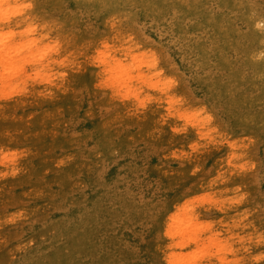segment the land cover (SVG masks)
I'll return each mask as SVG.
<instances>
[{
  "label": "rangeland",
  "instance_id": "1",
  "mask_svg": "<svg viewBox=\"0 0 264 264\" xmlns=\"http://www.w3.org/2000/svg\"><path fill=\"white\" fill-rule=\"evenodd\" d=\"M11 4L45 38L0 64V264H264V0Z\"/></svg>",
  "mask_w": 264,
  "mask_h": 264
},
{
  "label": "bare ground",
  "instance_id": "2",
  "mask_svg": "<svg viewBox=\"0 0 264 264\" xmlns=\"http://www.w3.org/2000/svg\"><path fill=\"white\" fill-rule=\"evenodd\" d=\"M17 1L19 0H0V28H8L11 23H14L16 28L21 26L20 21L17 20V18L21 16L23 12L21 10H18L17 12L13 11L14 8L11 4L16 3ZM28 15L29 16L26 19L31 18L30 13ZM259 21L260 24L263 23L261 20ZM15 27L7 31L6 36L0 33V64L8 61L11 65L10 68L15 67V62H17L16 60H14V57L16 56L15 54H18V52H21L22 50L32 51L33 47L37 46L45 38V36L43 35L30 41L25 40V42H21L19 46H11V41L18 34V31ZM35 30V28L29 29L27 32H25V35L32 33ZM1 31H3V29H1ZM119 51L120 50H117L115 51V53ZM124 56H128V53H124ZM42 58H44V55H41L37 59H34L32 64L39 63L40 59ZM51 63L52 61L48 60L44 65H42V67H49ZM101 63H103V65L108 68L106 71H111L113 74V79L115 81L114 84H112V87H115L116 83L118 82H122V84L128 86L133 81L134 78L125 69L122 68L119 60H113L112 63ZM24 69V67H21L20 71H24ZM19 72L16 71L15 73H13V75H18ZM139 94L140 92L136 90V96H139ZM175 209V211H177L179 207L175 206ZM178 215L179 213L175 214L174 212L170 213L167 217V225L164 234L168 240H220L219 233L215 231L213 232L212 227H198L199 217L196 213L192 214L189 217L180 219L181 222L179 225H177V222H179ZM194 256L195 255L187 257L184 255H178L176 256L174 262L175 264H195L198 258Z\"/></svg>",
  "mask_w": 264,
  "mask_h": 264
}]
</instances>
